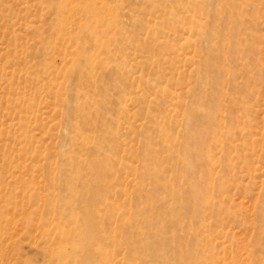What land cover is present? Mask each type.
Segmentation results:
<instances>
[{"label":"rangeland","instance_id":"rangeland-1","mask_svg":"<svg viewBox=\"0 0 264 264\" xmlns=\"http://www.w3.org/2000/svg\"><path fill=\"white\" fill-rule=\"evenodd\" d=\"M0 264H264V0H0Z\"/></svg>","mask_w":264,"mask_h":264},{"label":"bare ground","instance_id":"bare-ground-1","mask_svg":"<svg viewBox=\"0 0 264 264\" xmlns=\"http://www.w3.org/2000/svg\"><path fill=\"white\" fill-rule=\"evenodd\" d=\"M122 51L125 52V51H128V50H126V48H124V49H122ZM75 113L80 116L79 118L86 119V117H89L88 116V113L83 108H77L76 111H75ZM71 162H69L68 165L70 166V169L71 170H74L73 168L76 166L75 165L76 162H75V160L74 161L71 160ZM70 180H69L70 183H67V184H71L72 183L73 174H72ZM69 181H67V182H69ZM74 189L75 188H72V189L71 188H67L66 190H64V192L66 193V201L68 203H72L73 204V202H74V198H75V195H76V191H73Z\"/></svg>","mask_w":264,"mask_h":264}]
</instances>
